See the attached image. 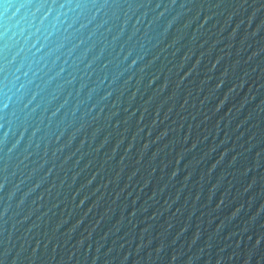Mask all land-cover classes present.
I'll use <instances>...</instances> for the list:
<instances>
[{
  "label": "water",
  "instance_id": "water-1",
  "mask_svg": "<svg viewBox=\"0 0 264 264\" xmlns=\"http://www.w3.org/2000/svg\"><path fill=\"white\" fill-rule=\"evenodd\" d=\"M0 264H264V0H0Z\"/></svg>",
  "mask_w": 264,
  "mask_h": 264
}]
</instances>
